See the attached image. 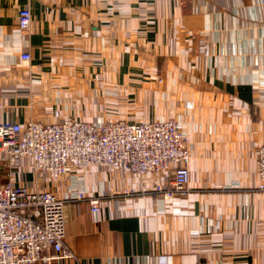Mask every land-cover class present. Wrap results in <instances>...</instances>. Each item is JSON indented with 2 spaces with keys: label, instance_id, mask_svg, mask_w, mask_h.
<instances>
[{
  "label": "crops",
  "instance_id": "0c3cea01",
  "mask_svg": "<svg viewBox=\"0 0 264 264\" xmlns=\"http://www.w3.org/2000/svg\"><path fill=\"white\" fill-rule=\"evenodd\" d=\"M67 119L177 121L191 190L163 200L152 174L100 168L51 181L29 159L9 166L0 149V186L101 198L99 214L66 204L72 257L52 264H264L259 0H0V126Z\"/></svg>",
  "mask_w": 264,
  "mask_h": 264
},
{
  "label": "built area",
  "instance_id": "2783aa9c",
  "mask_svg": "<svg viewBox=\"0 0 264 264\" xmlns=\"http://www.w3.org/2000/svg\"><path fill=\"white\" fill-rule=\"evenodd\" d=\"M259 4L264 8V0ZM18 23L22 30L30 28L28 8L20 10ZM21 57L31 59L28 53ZM0 149L9 166L19 158L29 159L51 181L61 180L71 170L100 168L108 173L152 174L158 178L154 192L163 200L191 190L190 140L173 119L116 120L101 126L74 119L48 125L8 123L0 126ZM166 175H171L170 180H162ZM257 177V189L264 193V143L258 149ZM69 201H88L93 214L102 210L101 198L87 197L78 188L63 199L40 186L30 190L10 182L1 185L0 264H52L71 258L65 242Z\"/></svg>",
  "mask_w": 264,
  "mask_h": 264
}]
</instances>
